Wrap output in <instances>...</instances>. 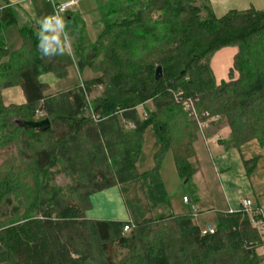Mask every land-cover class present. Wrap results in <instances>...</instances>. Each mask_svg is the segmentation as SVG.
<instances>
[{
	"label": "trees",
	"instance_id": "16d2710c",
	"mask_svg": "<svg viewBox=\"0 0 264 264\" xmlns=\"http://www.w3.org/2000/svg\"><path fill=\"white\" fill-rule=\"evenodd\" d=\"M12 14L0 10V29ZM100 15V34L87 44L81 35L76 59L62 47L47 48L42 30L27 28L22 47L0 62V148H18L0 165V264H263L256 247L264 234L242 209L220 215L207 233L189 213L146 218L124 231L131 222L92 219L87 211L92 195L139 178L149 126L158 144L147 172L154 181L167 151L182 179L196 172L199 128L183 101L225 121L228 146L263 143L264 10L217 16L206 1L108 0ZM228 46L238 50L228 79L217 82L211 58ZM75 61L95 75L48 93L41 76L64 78ZM15 85L25 101L5 104L3 91ZM14 118H49L51 126L24 129ZM244 163L250 172L255 159ZM60 174L67 185L56 183Z\"/></svg>",
	"mask_w": 264,
	"mask_h": 264
},
{
	"label": "crops",
	"instance_id": "0c3cea01",
	"mask_svg": "<svg viewBox=\"0 0 264 264\" xmlns=\"http://www.w3.org/2000/svg\"><path fill=\"white\" fill-rule=\"evenodd\" d=\"M68 1L71 0H0V10L10 8L14 15L12 24L9 23L0 29L2 38L0 62L7 61L10 52L13 53L22 47V29L42 30L47 48L62 47L67 54L71 55L76 49H80L81 35L85 44L95 41L102 30L100 7L104 6L108 0H76V5L58 19L61 23H57L58 20H51L52 13H54L53 3ZM204 1L211 6L217 16H222L230 10H246L250 7L264 10V0H203L202 2ZM45 18H48V21L44 25L37 23L38 20L42 21ZM237 50L236 46H228L218 49L212 56L210 63L217 82L222 81L223 77H226L225 80L228 79ZM216 63L221 74H224L221 75L222 80H217ZM71 67L77 71L82 82L94 76L89 68V76L84 79L82 72L87 67L79 70L76 61ZM55 79L62 78H57L51 73L41 76V80L50 86L48 93L62 91L52 90V82ZM81 84L66 87L63 90ZM11 88L4 90L10 92V100L14 98L10 91ZM24 101L23 93V101H9L5 104H22ZM229 130L228 124L219 120L208 127L204 136L198 132V137L194 142L195 159L193 158L197 170L188 179V182H193V195L183 196L182 201L184 197L188 198L187 201H183L184 207L179 208L178 203L173 204L168 199L151 198L149 200L150 211L140 221L146 218H161L170 214L189 213L193 216L194 222L203 230L211 227L214 229L219 223L220 215L239 212L244 199H252L253 209L264 214V141L262 143L258 139H252L239 147L228 146L226 140L230 136ZM253 159H255V166L249 172L244 161ZM147 172L145 176H149L150 184L152 182L163 184V179L159 178L158 181H154ZM121 186L122 184L92 195V207L87 211L88 218L130 222L132 214L126 205ZM175 209L181 211H175ZM256 254L264 264V236L263 242L256 247Z\"/></svg>",
	"mask_w": 264,
	"mask_h": 264
},
{
	"label": "rangeland",
	"instance_id": "374dc122",
	"mask_svg": "<svg viewBox=\"0 0 264 264\" xmlns=\"http://www.w3.org/2000/svg\"><path fill=\"white\" fill-rule=\"evenodd\" d=\"M197 1L198 3H201L203 0H197ZM62 42H64V40H62ZM72 56L75 59L77 58L75 53H73ZM216 68H217L216 69L217 80L219 79L222 80L221 78L222 74L220 72V69L218 68L217 63H216ZM92 75H95L93 71H92ZM88 76H89V67L85 68V70H83L82 72V77L84 79L88 78ZM223 78H224L223 80H225L226 77ZM81 82L82 80L80 81L79 74L74 68L71 67L66 77L62 79H55V81L52 82V90L55 89L63 90L66 87L81 84ZM10 91L14 95L13 96L14 98L10 100V96H9L10 92L4 91L2 97L4 103L9 101L10 102L23 101V93L19 85L13 86L10 89ZM101 91H102V87H97L92 96L94 97L99 95ZM92 96H90V100L92 99ZM148 105L152 107L151 102H149ZM138 111L141 117H143L144 109L142 107H138ZM15 120L16 118H14V121ZM142 134H143L142 152L137 162V169L140 176L137 179L122 184L121 186L124 192V196L126 198V205L128 206L132 214V219L130 220L132 225L140 221L142 217H144V215L149 213L150 211L149 200L151 198H155L158 200L168 199L173 204L178 203L179 208H183L185 205L182 201L183 196L190 197L191 195H193V191H192L193 182L192 181L188 182V180L179 177L175 167V162L173 160L170 151H167L163 155V158L161 160L160 178L163 179V184L162 183H159L161 185L157 183L154 184V182L150 184L148 180L149 176L148 175L145 176V173L148 170H151L155 164L154 160H155V153L157 150L156 146H158V144L153 126H149L148 128H146V130ZM8 150L11 152H8ZM17 150H18L17 146H13V145L11 146L10 149L5 147L0 148V165L4 166L7 162L14 159ZM56 183L61 186H65L69 183V178L65 177L63 174H60L56 178ZM163 185L164 187H162ZM175 211H181V210L175 209Z\"/></svg>",
	"mask_w": 264,
	"mask_h": 264
},
{
	"label": "built area",
	"instance_id": "2783aa9c",
	"mask_svg": "<svg viewBox=\"0 0 264 264\" xmlns=\"http://www.w3.org/2000/svg\"><path fill=\"white\" fill-rule=\"evenodd\" d=\"M76 0H71L68 2H62V3H53V9L54 13H52L51 20L55 21L60 18L62 14H64L67 10L73 8L76 5ZM185 111H187L192 118H194L197 121L199 133L201 135H205L206 130H208V127L214 123L220 120V117L218 115H213L209 111H204L202 113H199L194 102L192 100H186L183 101L182 104ZM41 116L42 113H39ZM147 114L144 113V116ZM188 198L184 197L183 201H187ZM242 210L248 213L251 217V223L252 226L256 227L259 231L264 233V214L260 213V211H256L252 207V199H244L242 202ZM133 225L131 223L124 225V231H129ZM214 229H204L203 233L207 232H213Z\"/></svg>",
	"mask_w": 264,
	"mask_h": 264
},
{
	"label": "water",
	"instance_id": "95a60500",
	"mask_svg": "<svg viewBox=\"0 0 264 264\" xmlns=\"http://www.w3.org/2000/svg\"><path fill=\"white\" fill-rule=\"evenodd\" d=\"M162 74L161 66H158L156 69V77L159 78ZM16 125L24 129H31V130H40L43 131L51 126V120L49 118H43L39 120H23V119H16Z\"/></svg>",
	"mask_w": 264,
	"mask_h": 264
},
{
	"label": "clouds",
	"instance_id": "9594fccd",
	"mask_svg": "<svg viewBox=\"0 0 264 264\" xmlns=\"http://www.w3.org/2000/svg\"><path fill=\"white\" fill-rule=\"evenodd\" d=\"M47 21H48V18H45V19L42 20V21H41V20H38L37 23H39V24H41V25H44L45 22H47ZM57 23H61V21L58 20ZM37 47H38V50L41 51V47H42V46H41L40 44H38ZM62 51H63V48L61 49V52H62ZM61 52H60V53H61ZM41 53H42L43 55H49L48 50H47L46 48H45L43 51H41Z\"/></svg>",
	"mask_w": 264,
	"mask_h": 264
}]
</instances>
